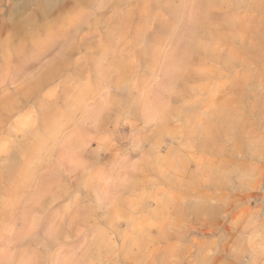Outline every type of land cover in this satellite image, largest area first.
<instances>
[{"label":"rangeland","instance_id":"obj_1","mask_svg":"<svg viewBox=\"0 0 264 264\" xmlns=\"http://www.w3.org/2000/svg\"><path fill=\"white\" fill-rule=\"evenodd\" d=\"M0 264H264V0H0Z\"/></svg>","mask_w":264,"mask_h":264}]
</instances>
